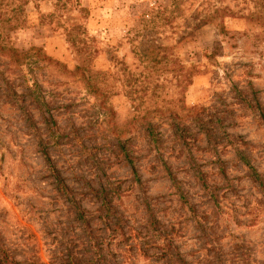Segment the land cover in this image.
I'll use <instances>...</instances> for the list:
<instances>
[{"label":"rangeland","instance_id":"obj_1","mask_svg":"<svg viewBox=\"0 0 264 264\" xmlns=\"http://www.w3.org/2000/svg\"><path fill=\"white\" fill-rule=\"evenodd\" d=\"M0 264H264V0H0Z\"/></svg>","mask_w":264,"mask_h":264},{"label":"trees","instance_id":"obj_2","mask_svg":"<svg viewBox=\"0 0 264 264\" xmlns=\"http://www.w3.org/2000/svg\"><path fill=\"white\" fill-rule=\"evenodd\" d=\"M44 154H45L47 160L50 161V157H49L48 152L46 151V149H44ZM130 162L132 163V160ZM248 165L252 168V166L250 164H248ZM133 173L135 174V176H138L137 169H136V167L134 165H133ZM58 183H59V187L61 189H63L65 187V185L63 184V181H62L61 178H58Z\"/></svg>","mask_w":264,"mask_h":264}]
</instances>
